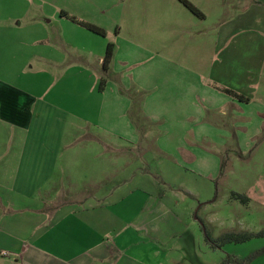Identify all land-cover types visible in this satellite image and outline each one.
I'll return each mask as SVG.
<instances>
[{
	"label": "crops",
	"instance_id": "0c3cea01",
	"mask_svg": "<svg viewBox=\"0 0 264 264\" xmlns=\"http://www.w3.org/2000/svg\"><path fill=\"white\" fill-rule=\"evenodd\" d=\"M189 1L200 8L201 0ZM203 2L210 8H226L231 3L238 10L220 21L222 46L218 52L222 60L215 73L239 97L216 91L185 67H178L187 73L179 76L184 80H174L176 64L163 58L164 78L158 80V73L152 71L144 79L136 74L132 81L139 90L160 95L152 94L141 103V111L151 123L167 116L175 121L177 130L165 128L160 135L151 127L141 133L129 117L133 96L121 65L134 52L141 63L154 52L153 40V46L139 41L140 36L121 42L104 91H100L103 72L98 69L109 43L95 42V49L85 50L76 37L79 31L60 36L61 49L31 55L22 73L24 82L0 75V264H161L158 246L147 251L130 240L150 210H136L131 220L126 211L123 220L121 214L113 213L126 200L114 193L112 184L118 182V176L112 172L113 163L139 160L136 148L140 154L153 149L170 160L168 168L175 178L194 174L193 168L207 167L213 160L201 149V141H191L189 121L194 114L202 124L209 111L229 115L227 106L240 122L237 129L242 135L264 133V0ZM81 27L85 33L97 35ZM84 38L96 41L94 36ZM47 40L40 38V42ZM82 80L91 82L90 91L96 98L95 104L83 107L86 113H80L79 106ZM208 96L213 100L206 99ZM204 100L208 102L205 111L199 104ZM162 105H169L166 113H160ZM209 127L215 129L210 124L199 126L195 137L205 136ZM214 158L218 164L219 159ZM164 182L169 185L171 181ZM206 182L201 179L199 184ZM118 224L125 227V235L113 240L111 234L120 230ZM146 228L145 224L144 231Z\"/></svg>",
	"mask_w": 264,
	"mask_h": 264
},
{
	"label": "rangeland",
	"instance_id": "374dc122",
	"mask_svg": "<svg viewBox=\"0 0 264 264\" xmlns=\"http://www.w3.org/2000/svg\"><path fill=\"white\" fill-rule=\"evenodd\" d=\"M199 5L200 8L195 7L204 14V18L194 15L179 0H0V37L4 39L0 44V75L7 74L12 80L24 82L22 73L29 57L40 51L53 53L58 47L61 49L59 38L63 34L68 37L79 31L76 37L85 50L95 49V42H102L113 44L115 52L122 41L140 36L139 41L146 40L152 46L155 41V56L150 53L139 63L134 52L121 65L131 85L129 93L137 102H145L153 92L139 90L132 80L136 74L144 79L152 71L158 73V80L164 78L163 58L166 57L176 64L172 74L174 80H184L179 76L187 73L180 72L178 67H185L200 75L211 88L233 96L227 92L233 91L222 84L215 71L222 60L218 52V47L222 46L220 21L229 19L238 10L232 8L231 3H227L226 8H210L201 0ZM74 19L100 27L106 36L85 33L80 25L74 27L69 23ZM87 36H94L96 41L84 38ZM40 38L48 40L40 42ZM254 76L257 79L258 72ZM261 78L264 83V74ZM185 80H189L188 77ZM90 85L91 82H81L80 113H86L83 107L87 103L95 104ZM153 95L157 96L156 93ZM206 99L213 100L211 96ZM206 103L205 100L199 103L204 111L208 106ZM133 106L132 109L137 108V105ZM168 107L160 106L163 108L160 113H166ZM227 108L229 115L222 116L218 111L205 112L201 123L213 125L216 130L209 127L202 138L195 137L202 124L197 122L194 114L190 119L191 141H201V149L213 160L207 167L193 168L194 174L175 178L168 168L170 160L159 151L153 152V149L140 154L136 148L135 155H139V160L128 158L113 163L112 172L118 176V182L112 184L114 193L126 199L112 209L113 213L121 214L123 220V212L126 211L131 220L136 210H150L130 240L139 242L147 251V248L158 246L163 256L160 257L163 259L161 264L165 261V264H224L228 257L248 264H264V133L255 137L242 135L237 129L240 122L233 118L230 106ZM163 118L152 125L142 124L156 129L160 135L165 128L178 129L174 128V120L167 116ZM214 157L219 159L218 164H215ZM120 172L122 175L119 176ZM206 175L208 178H203ZM200 178L207 182L199 184ZM165 180L171 181L170 184ZM185 191L192 196L186 195ZM233 192L247 196L249 201L233 199ZM145 224L149 226L147 231H144ZM116 226L121 231L112 232L113 240L125 235V227L121 224ZM206 230L215 239L227 233H250L254 237L243 243H226L214 250L206 243ZM166 256L168 258L165 259Z\"/></svg>",
	"mask_w": 264,
	"mask_h": 264
},
{
	"label": "trees",
	"instance_id": "16d2710c",
	"mask_svg": "<svg viewBox=\"0 0 264 264\" xmlns=\"http://www.w3.org/2000/svg\"><path fill=\"white\" fill-rule=\"evenodd\" d=\"M185 7H187L194 15H196L197 17L200 18H204V14L198 9L196 8L189 0H179ZM74 22H76V20L74 19ZM79 23L81 26H83L84 28L88 29L89 31L103 36H106V33L103 29H101L100 27L90 24V23H85V22H76ZM114 55H115V47L113 44H109L107 47V51H106V55L103 61V65H102V72L103 75L101 77V83H100V91H104V89L106 88L107 82H108V78H109V73L111 70V65L114 59ZM228 93L232 94L235 97H239L237 94H234V92H230L227 91ZM133 104L134 106L137 105V108H135L132 110L130 117H131V121L133 123V125L135 126V128L139 131V132H143V130H145L147 127H144L145 124H142L143 122L148 123V125H152L151 121L149 120V118L142 113L141 111V103L142 101L137 102V100H134L132 98ZM232 198L235 200H241L243 202H247L249 201V198L245 195H241L238 193L233 192L232 193ZM203 223V227L205 226V223ZM205 236H206V243L210 246L211 249H220L222 247V245L226 244V243H243L246 241H249L250 239H252L254 237V234H250V233H227L222 235L220 238L215 239L212 237V235L206 230L205 231ZM248 264V262H244L241 261L237 258H231L228 257L227 260L224 262V264Z\"/></svg>",
	"mask_w": 264,
	"mask_h": 264
},
{
	"label": "built area",
	"instance_id": "2783aa9c",
	"mask_svg": "<svg viewBox=\"0 0 264 264\" xmlns=\"http://www.w3.org/2000/svg\"><path fill=\"white\" fill-rule=\"evenodd\" d=\"M3 255H7V253H3Z\"/></svg>",
	"mask_w": 264,
	"mask_h": 264
}]
</instances>
